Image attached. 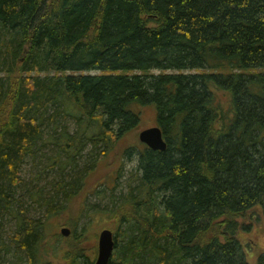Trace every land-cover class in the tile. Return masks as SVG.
<instances>
[{"label":"trees","instance_id":"trees-1","mask_svg":"<svg viewBox=\"0 0 264 264\" xmlns=\"http://www.w3.org/2000/svg\"><path fill=\"white\" fill-rule=\"evenodd\" d=\"M151 112L167 149L122 144ZM51 145L42 171L64 176L35 185ZM134 155L136 186L91 213L111 220L110 264H252L246 237L264 224V0H0V264H94L86 229L68 242L47 229L83 190L101 193L98 165ZM22 193L45 220L22 217Z\"/></svg>","mask_w":264,"mask_h":264},{"label":"rangeland","instance_id":"rangeland-1","mask_svg":"<svg viewBox=\"0 0 264 264\" xmlns=\"http://www.w3.org/2000/svg\"><path fill=\"white\" fill-rule=\"evenodd\" d=\"M146 111V110H145ZM145 123L144 126H138L134 129L133 133H130L127 136V141H122V144L125 143H139L142 144L139 140V134L142 130L152 127V125L155 122V115L151 112L148 113L145 117ZM48 123V122H47ZM60 123L66 125L65 127L68 128V131L71 133H75L77 130V126L74 125L72 119H60ZM46 126H50V124H47ZM49 129V128H48ZM137 137V139H135ZM57 148L54 146H47L44 148V150L41 152V155H38V162L37 166L35 167V172L40 171L42 173V176L40 177V181L36 183V179H33L35 181V185L44 186L46 183H50L53 181H60V179L64 176L63 174H60L58 170L60 169L58 166L55 167L54 170H48L43 172L45 159L42 154L47 155H54L56 154ZM91 152V145L88 144V146H85L84 151L82 155L79 156V158L76 160V165L80 167L81 169L88 164L87 161L89 158V154ZM42 157V158H41ZM88 166V165H87ZM138 166V160L136 156L134 155L132 158H118L117 156H113L110 158L108 162L101 163L98 165V170L96 173H94L95 179L97 182L102 181L104 179L105 185H102L99 191L101 193H91L86 198L83 197L84 190L77 196L73 201L67 206V211L65 214H62L58 218H54V222H51L50 229H47L48 235L52 236L54 234H60L61 229H68L70 231L69 235L65 238L63 242L70 241V237L73 235V233H82L83 230L86 229L88 231V237L89 242L87 243V253L91 255V253L94 251L96 252V256L98 253V241H99V234L103 229H110L111 226V220H109L107 217H102V215L97 214L92 216V212L96 211H103V212H109L113 211L117 206L120 204L121 199L126 196L131 187L136 186V182H133L134 175L136 174V170ZM70 168L64 171V174H68L70 172ZM118 170H121L120 173H118ZM61 171V170H60ZM23 173H24V179L29 184L31 177L30 173H32V164L27 163L23 167ZM99 177V178H97ZM100 178H102L100 180ZM95 179L92 180V183H94ZM32 180V181H33ZM91 183V184H92ZM31 184V183H30ZM29 184V185H30ZM89 184V186H91ZM28 185V186H29ZM33 187V185H30ZM31 189V188H30ZM50 189L49 187L46 188V192H48ZM24 195V199L22 201L23 203V218L28 219H44V215L46 210L43 208H37L34 206V204L28 200V197H25V193H22ZM26 198V199H25ZM68 204V203H67ZM65 204L64 206H66ZM260 212V211H259ZM91 214V215H90ZM45 220V219H44ZM115 218H112V221H114ZM63 223V224H62ZM3 224H5V227L7 230H4L6 235H9L13 230L16 229V220H13L11 217H6L3 221ZM126 227L122 228V231H125ZM76 231V232H75ZM113 231V230H112ZM60 232V233H59ZM114 232V231H113ZM123 237V236H122ZM122 237H119L121 240ZM246 237V236H245ZM8 237L6 236L5 239ZM119 240V241H120ZM246 240L248 241V245L250 252H252V256L249 258V262L254 264L256 263L257 257L260 253H264V224H261L257 226L253 231L247 235ZM92 248H95L94 250ZM115 254V251H114ZM95 257V256H94ZM1 263L3 264H9V259L4 258L1 260Z\"/></svg>","mask_w":264,"mask_h":264},{"label":"water","instance_id":"water-1","mask_svg":"<svg viewBox=\"0 0 264 264\" xmlns=\"http://www.w3.org/2000/svg\"><path fill=\"white\" fill-rule=\"evenodd\" d=\"M139 139L152 150L165 151L168 146L163 130L159 126L142 130L139 134ZM61 232L64 236H68L70 233L66 228L62 229ZM115 246L116 240L112 230L103 229L99 234L98 255L94 264H110Z\"/></svg>","mask_w":264,"mask_h":264}]
</instances>
